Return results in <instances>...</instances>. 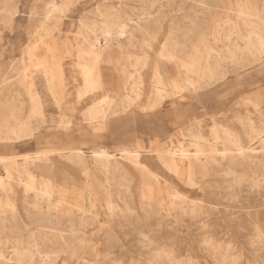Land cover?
I'll return each instance as SVG.
<instances>
[{
    "label": "rangeland",
    "instance_id": "1",
    "mask_svg": "<svg viewBox=\"0 0 264 264\" xmlns=\"http://www.w3.org/2000/svg\"><path fill=\"white\" fill-rule=\"evenodd\" d=\"M242 1L0 0V121H9L10 112L15 111L21 119L29 121L32 130L31 136L2 141L1 143L11 146L0 145V156L14 157L22 162L25 155L61 147H78L85 152L88 159H92V152L95 150L105 148L117 154L115 146L123 144L138 150L144 157L143 161L160 169L164 178L188 200L196 204L201 202L202 205L199 209L185 210L177 217L161 219L154 213L143 212L135 198L131 203L135 208L132 216L136 215L138 218L129 214L122 217L119 211V217H110L102 205L106 186L101 183L105 182V176L97 170L95 164L90 163V175L87 176L81 164L67 161L65 151L61 154L55 153L52 155L55 165L66 169L75 177L68 185L69 190L82 192L79 194H82L86 204L92 199L99 216L85 221L91 225H87L77 236L66 237L72 249L76 250L65 247L61 251V248L53 244L58 250L52 264H75L78 260L74 257L77 255L98 264H117L118 261L119 264H150L157 253L161 255L162 264H264V180L259 177V180L251 184L254 172L242 166L234 167L235 173L226 175L220 170L221 166L211 161L216 159L221 162L223 157L210 155L201 156L203 159L210 158V161L205 171H196L197 185H183L166 170L156 151L152 152L153 149L166 147L171 143L175 146L178 141L187 144V140L179 135L180 130L183 125L198 129L195 119L199 120V126L205 134H208L213 122L241 130V122L243 119L247 121L246 116L255 121L264 119V53L258 61L252 63L248 62V54L244 53L237 65L230 63L231 60L223 53V63L219 70H226L224 75L215 74L201 90H178L163 98L157 110L146 108L150 101L151 86L158 84L154 67L157 65L161 75L166 76L168 72L175 70L177 64V61L158 55L163 42L169 39L170 44H174L177 49L182 47L187 54L198 42L197 38L205 34L210 46L224 50L222 42H213L211 31L213 33L216 25L223 29L227 26L226 21L236 22L234 5ZM254 1L260 9L264 8V0ZM52 2L61 6L65 4L66 8L53 11L47 18L46 7ZM3 9L5 12L1 11ZM114 19L118 20L117 23ZM81 21H86L84 23L88 27L83 28ZM120 23L125 24L121 37L117 33ZM40 25L45 31L39 28ZM108 31L110 35L106 37ZM96 37L98 47L109 45V57L100 62L103 74H110L114 83L126 80L131 86H136L141 83L140 79L136 80L141 72L144 87L143 94L137 100L138 104L128 114L110 116L107 124L97 123V128L94 124L85 122L83 113L88 105L103 96V92H89L80 98L76 93L81 83L76 67L77 49L79 45L86 48L90 39ZM40 38H48L49 42L51 40L55 58L61 61L65 78L64 83L56 80L50 90L45 88V75L34 71L30 77L23 79L18 70L21 69L32 43L39 42ZM142 53L146 55L145 58ZM21 83L33 87L27 90ZM10 85L13 92L7 88ZM127 92L123 91L124 94ZM54 95L60 97L54 98ZM58 98L59 103L56 101ZM38 99L42 102L40 108L43 118L39 113L35 114ZM253 146L258 148L257 144ZM261 172H264V168ZM34 173H37L36 170ZM131 174L136 173L132 170ZM0 175H5L2 163ZM54 178L58 183L65 180L59 173H54ZM232 179L239 182L231 186L229 182ZM11 184L14 194L9 197L21 208L24 194L20 191L19 181L12 180ZM134 190L137 195V186ZM89 191L96 194H89ZM0 195L2 196V190ZM25 222L29 224L28 219ZM37 227L39 226L30 224V228ZM20 228V235L26 237L27 232L22 230L23 225ZM15 236L16 233L8 232L4 235L5 238Z\"/></svg>",
    "mask_w": 264,
    "mask_h": 264
},
{
    "label": "bare ground",
    "instance_id": "2",
    "mask_svg": "<svg viewBox=\"0 0 264 264\" xmlns=\"http://www.w3.org/2000/svg\"><path fill=\"white\" fill-rule=\"evenodd\" d=\"M234 6L237 21H226V27L221 29L219 26L217 28L216 25L213 33L211 31L213 42H222L225 47L224 50L220 51L210 46L208 44L209 40L202 33H200L202 35L199 39L197 38V43L194 44L192 42L194 45L187 54L182 47L179 50L174 44H170L171 41L169 43V39L163 42L158 55L167 60L177 61V64L175 68L172 67L175 70L168 72L166 76L161 75L157 65L154 67V74L157 77L158 84L151 86L150 101L146 106L147 109L155 110L159 108L163 98L173 95L178 90H201L215 74L224 75L226 70H219L221 63H223V53L231 60L230 63L234 65H237L238 61L244 57V53L248 54L247 60L251 63L258 61L262 57L264 53V8L260 9L254 0H243ZM64 8H66L65 4L61 6L52 2L46 7L47 14L45 17L48 18L53 11H62ZM1 11H4V9ZM115 21L117 23L118 20ZM81 22L83 28H85L87 25L84 22L86 21ZM114 26L116 27L117 25L114 24ZM117 27L118 36L121 37L124 34L125 24L120 23ZM39 28L45 31V28L41 27V25ZM100 31L102 30L100 29ZM109 35L108 31L106 37H109ZM46 39L41 40L40 38L39 42L32 43V46L27 51V56L22 62L21 69L18 70H20L19 74H21L20 76L23 79L30 77L34 71L39 75H45L47 78L45 87L52 89L56 80L64 83V74L61 61L55 58V49L51 44V40L49 42L48 38ZM97 42V37L90 39L86 48L79 45L80 47H78L76 52V67H78L82 80V84L77 89V97L80 98L89 92H98L99 90L103 92V96L88 105L83 113L85 121L94 125L97 123L105 124L110 116L128 112L135 104H138L137 100L143 94L144 88L141 72L138 73L139 78L136 79H140L141 83H139L140 81L136 82L139 83L136 86H131L126 80L114 83V79H110V74H103L100 62L104 59L107 60V57H109L107 55V53L109 54L107 52L109 45L107 44L108 47L107 45L98 47ZM41 44L43 47H40ZM145 57L146 55L144 54ZM10 62L8 63L11 65L12 62ZM166 62L164 63L165 65ZM111 65L114 66V64ZM134 65L132 64V66ZM13 68L11 69L12 71ZM238 69H240L239 66ZM9 70L10 67H8V73ZM10 76H12V73ZM112 76L114 75L112 74ZM131 82L133 83V81ZM160 83L162 85H159ZM141 84L142 86L140 87ZM23 86L26 85L24 84ZM32 87L29 85L26 89L30 90ZM7 88H9V91L13 89L11 85ZM124 90L128 92L124 94ZM21 93L23 95V92ZM20 97L22 98V96ZM56 101L59 103L60 99L58 98ZM41 104L42 102L38 99L35 104V114L39 113L42 117ZM10 115L11 119L9 121L8 119H6L5 123L0 121V142L32 135L28 120L21 119L20 115L16 114L15 111H11ZM195 120H197L198 129L183 125L180 130L179 135L183 140H187V144L184 141H178L175 146H172L171 143L166 147L152 150V152L156 151L162 164L171 173L172 177H176L183 185L196 186V171H205L209 167L210 158L203 159L201 156L221 155L223 157L221 162L213 158L211 161L221 166L220 170L224 171L226 175L234 174V167L242 166L244 169L247 167L254 172L251 176V184L260 178L264 180V172H261V169L264 168V119L259 118L255 121L246 116L247 121L243 119L241 122V130L213 122L208 134H205L199 126V120ZM254 144H257L258 148H255ZM219 146L222 148H218ZM115 150L118 152L117 154L109 152L105 148H100L92 152V159H88L82 149L64 152L67 161L72 164H81L87 176L90 175L91 162L105 176V182L101 183L102 186H106L104 192L106 195L103 197L102 205L107 209L110 217H119L118 213L120 212L122 217H126L129 214L133 218H138L136 215L132 216L134 214L132 211L135 208L131 203L135 198L138 200L139 207L143 212L154 213L155 216L161 219L168 216L174 218L179 213L185 212V210L202 207L201 202L196 204L182 195L171 182L164 178L160 169L143 161L144 157L138 150L123 145L118 146ZM61 152L47 150L37 152L34 155H25L22 162H18L14 157L0 156V164L2 163L5 170V175H0V190H2V196L0 195V264L8 262L17 264H52L55 262L58 250L53 247V244L61 248V251H64L65 247L72 251L76 250L72 249L73 247L66 237L77 236L87 225H91L85 221L96 219L99 216L96 211V204L92 199H89V204H86L82 199V194H79L82 192L69 190L68 185L75 177L66 169L57 167L52 156L55 153L61 154ZM123 159L127 161L125 162ZM34 170H36V174ZM132 170L136 173L135 175L131 174ZM15 172L18 173L17 176ZM54 173L63 175L65 180L60 183L56 182ZM15 179L19 181L20 191L24 194L21 208L17 206L13 198L9 197L10 194H14L11 183ZM237 182L239 181L232 179L229 183L232 186ZM135 186L138 189L137 195L134 190ZM90 192L89 194H96ZM188 201L191 203H187ZM26 219L29 220V224L25 222ZM74 220L78 221L74 222ZM30 224L38 225L39 227L33 229L30 228ZM20 225H23L22 230L27 232L26 237L20 235ZM5 232L16 233V236L5 238ZM75 258L78 260L75 264H98L87 261L83 256L77 255ZM160 258L161 255L157 253L150 264H162ZM117 264H119V261Z\"/></svg>",
    "mask_w": 264,
    "mask_h": 264
},
{
    "label": "crops",
    "instance_id": "3",
    "mask_svg": "<svg viewBox=\"0 0 264 264\" xmlns=\"http://www.w3.org/2000/svg\"><path fill=\"white\" fill-rule=\"evenodd\" d=\"M64 74V73H63ZM64 81H65V78H64ZM63 81V82H64ZM82 84V80H81V83L79 84V86ZM45 85V84H44ZM78 86V87H79ZM78 87H77V89H78ZM46 88V87H45ZM47 89V88H46ZM47 90H50V89H47ZM61 93H63V88H61ZM76 93H77V91H76ZM57 97H60L59 95H54V98H57ZM63 97V96H62ZM160 108V107H159ZM159 108H157V109H159ZM86 109V108H85ZM157 109H155V110H157ZM131 111V109L128 111V112H126V113H123L124 115L125 114H128L129 112ZM84 115V114H83ZM111 117H114V116H111ZM110 117V118H111ZM63 119V118H62ZM64 120V119H63ZM109 120V119H108ZM107 120V121H108ZM107 121H106V123L105 124H107ZM64 122V121H63ZM86 122V121H85ZM88 124V123H87ZM92 125V124H91ZM95 128H97V127H99V126H97V124L96 125H93ZM106 127V126H105ZM100 128H102V127H100ZM107 128V127H106ZM106 128H102V129H106ZM131 137H133V136H131ZM0 145H5V146H11L10 144H3V143H1L0 142ZM120 145H123V144H117L116 146H115V148H117L118 146H120ZM123 146H126V145H123ZM74 149H80V148H78V147H61V148H56V149H52L53 151H55V152H57V151H69V150H74ZM94 175H96V174H94ZM96 177H97V175H96Z\"/></svg>",
    "mask_w": 264,
    "mask_h": 264
}]
</instances>
